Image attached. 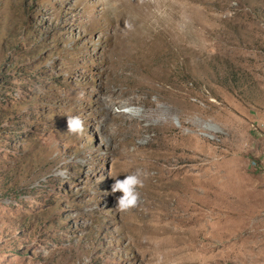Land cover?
Listing matches in <instances>:
<instances>
[{"label":"rangeland","instance_id":"rangeland-1","mask_svg":"<svg viewBox=\"0 0 264 264\" xmlns=\"http://www.w3.org/2000/svg\"><path fill=\"white\" fill-rule=\"evenodd\" d=\"M0 264H264V0H0Z\"/></svg>","mask_w":264,"mask_h":264},{"label":"clouds","instance_id":"clouds-1","mask_svg":"<svg viewBox=\"0 0 264 264\" xmlns=\"http://www.w3.org/2000/svg\"><path fill=\"white\" fill-rule=\"evenodd\" d=\"M68 132L73 134L83 135L84 125L83 121L78 116H68L67 120ZM139 171L135 174L124 177V179H116L112 185V192H119L121 195L117 197V205L124 209L134 204L138 197L136 189L142 186Z\"/></svg>","mask_w":264,"mask_h":264}]
</instances>
